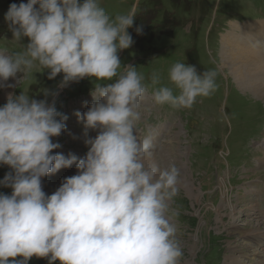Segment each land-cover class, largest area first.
<instances>
[{
	"label": "clouds",
	"instance_id": "9594fccd",
	"mask_svg": "<svg viewBox=\"0 0 264 264\" xmlns=\"http://www.w3.org/2000/svg\"><path fill=\"white\" fill-rule=\"evenodd\" d=\"M139 6L134 0L112 15L102 0H22L4 14L21 50L0 46V89L45 70L50 80L63 74L61 88L86 77L95 86L91 106L75 113L88 146L83 158L54 153L61 145L52 138L69 119L55 100L10 92L0 106V166L11 169L0 186L12 189L0 193V264H29L34 256L48 264H181V169L158 162L156 129L146 123L142 101L151 89L156 105L191 109L217 91L218 71L177 61L165 85L158 72L146 83L137 67L121 70L118 53L134 43L128 29ZM90 130H98L94 138ZM73 164L77 174L47 195L42 178Z\"/></svg>",
	"mask_w": 264,
	"mask_h": 264
},
{
	"label": "rangeland",
	"instance_id": "374dc122",
	"mask_svg": "<svg viewBox=\"0 0 264 264\" xmlns=\"http://www.w3.org/2000/svg\"><path fill=\"white\" fill-rule=\"evenodd\" d=\"M3 1L11 4L15 0H0V46L19 51L20 46L11 42L13 36L4 20L7 7ZM102 3L115 15L127 12L134 0H102ZM139 5V15L150 14V20L145 16L142 19L147 22L143 23L144 28H154L142 29L138 34L136 28L141 26L134 20L128 29L134 43L118 53L121 70L123 64L137 67L146 83L153 71L158 72L165 85L169 84L168 70L177 61L194 65L201 73L205 69L218 71V89L211 96L198 97L191 109L180 111L171 107L161 110L153 102L154 109H148L149 118L145 121L152 126L161 123L167 126L161 128L162 145L156 150L157 160L165 166L175 163L181 169L180 192L175 200L181 211L177 220L184 252L181 264H227L225 254H229L230 243L236 246L235 255L240 250L247 252V242L254 249L264 248V237L260 235L264 233V97H254L251 91L245 92L247 88L241 90L224 66L221 33L231 32L236 24L264 19V0H139ZM259 26L260 31L264 30V23L258 22L253 26L257 33ZM24 39L26 45L29 41ZM62 79V73L50 80L48 70L37 72L21 85L8 88L7 93L0 91V106L7 102L8 93L19 95L27 91L36 100H47L49 104L55 100L57 111L70 116L73 112L69 109L70 99H79L80 93L90 95L95 81L86 77L61 88ZM45 90L58 95L45 96ZM145 98L142 104H152ZM96 135V130H92V138ZM59 142L88 150L81 140L62 136ZM10 170L6 165L0 166V180ZM56 175L64 176L61 171ZM221 176L228 182V204L232 200L234 204L231 212L226 207L228 214L221 215L223 221L219 217L224 210ZM46 178L55 179L53 174ZM11 192V188L0 186V193ZM228 220L245 228L255 225L259 230L241 240L235 234H227L224 225ZM251 222L254 224L250 225ZM29 264H48V259L34 256Z\"/></svg>",
	"mask_w": 264,
	"mask_h": 264
},
{
	"label": "bare ground",
	"instance_id": "6f19581e",
	"mask_svg": "<svg viewBox=\"0 0 264 264\" xmlns=\"http://www.w3.org/2000/svg\"><path fill=\"white\" fill-rule=\"evenodd\" d=\"M258 22L259 21L236 24L238 29L234 25L233 29H231V32L230 30H227L226 33H221L222 34L221 44L223 49L220 52L222 57L221 60L224 66H226L229 69L230 73L233 75L237 85H239L241 90L243 88H247L245 89V92L251 91L252 93L255 94V95L253 94L254 97L256 95H259L261 98H263L264 97V30L260 31L261 29L260 26L257 27L258 31H260L259 33H257L254 30L253 26H255ZM12 81L13 80L10 79L9 83H12ZM7 89L8 88L0 89V91L7 93ZM152 105L153 102L152 104L149 105L142 104V110L148 112V109L149 110L154 109ZM166 127L163 128L166 129ZM97 131L98 130H96V133ZM59 171H61V169ZM56 173H53V177H55L53 181L48 180V178L46 177L42 178V188L47 195L53 194L61 186L63 180L65 179L64 176L63 177L57 176ZM219 183H220L219 186L220 191L222 192L223 195L222 196L223 203L221 205V208L224 209L222 210V213H219L220 214L219 217H221V215L227 217L228 213L225 212L226 207H228L227 209H229V212H231L234 210L233 208L234 204L232 203L233 200L230 201L228 204V198H229L227 196L228 182L226 178L224 176H221ZM220 220L223 221V218L221 217ZM252 224L254 223L251 222L250 225ZM224 229L228 231L227 233L228 235L235 234L236 235L235 238H239L241 240L242 237H245L248 234L257 233V230H259L258 228L255 227V225H253L251 228H245L239 226L238 224L230 220H228L227 223L224 225ZM260 235L264 237V233ZM262 243L264 244V241ZM246 244H247L246 247L248 248L247 252H245L246 249L240 250L238 251L237 255H235V251H236L235 244L234 243L229 244V249L227 250L229 254H225V259L227 261V264H264V248L258 250L257 248L254 249L253 246L248 242ZM248 257L249 258L251 257L250 260H246L248 259Z\"/></svg>",
	"mask_w": 264,
	"mask_h": 264
}]
</instances>
